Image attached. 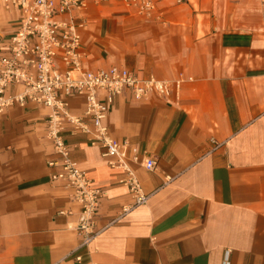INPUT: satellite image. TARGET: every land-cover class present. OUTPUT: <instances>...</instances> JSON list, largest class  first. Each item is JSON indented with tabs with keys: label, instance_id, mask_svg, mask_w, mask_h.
<instances>
[{
	"label": "crops",
	"instance_id": "crops-1",
	"mask_svg": "<svg viewBox=\"0 0 264 264\" xmlns=\"http://www.w3.org/2000/svg\"><path fill=\"white\" fill-rule=\"evenodd\" d=\"M71 13L86 19V68L122 64L141 76L192 78L178 103L115 97L111 134L157 161L153 169L131 163L149 196L118 217L134 201L118 181L125 172L85 134H66L71 155L104 188L96 215L103 228L81 261L67 255L78 240V204L50 179L47 160L57 153L45 136L48 108L1 112L0 264H221L225 250L229 264H264V2L158 0L147 16L106 0ZM17 19L0 0V40ZM70 102L83 110L81 96ZM211 136L222 144L212 148Z\"/></svg>",
	"mask_w": 264,
	"mask_h": 264
},
{
	"label": "built area",
	"instance_id": "built-area-1",
	"mask_svg": "<svg viewBox=\"0 0 264 264\" xmlns=\"http://www.w3.org/2000/svg\"><path fill=\"white\" fill-rule=\"evenodd\" d=\"M1 1L5 7L18 10V19L9 35L0 40V113L10 106L28 103L48 108L45 136L57 153L56 158L47 160L49 165L55 166L50 179L69 188L72 200L78 204L74 225L78 240L67 255L73 254L81 261L80 250L87 247L103 228L97 226L96 215L104 188L94 184L87 169L71 155L66 134H85L91 144L99 147L101 157L110 166L125 172L118 181L128 185L134 201L132 205H123L118 217L131 206L146 202L149 196L131 163L138 162L153 169L157 161L146 152L141 156L131 152L126 139L120 140L111 134L106 119L115 97L128 92L134 99L146 100L156 95L178 103L183 81L192 76L179 74L173 79L154 74L141 76L122 64L86 68L83 64L86 53L82 49L86 19L74 16L71 10L83 8L89 1L106 0ZM121 1L126 7L147 16L157 11L158 0ZM75 96L83 98L81 112H75L71 107L70 100ZM210 140L212 148L223 142L213 136ZM58 212L72 213V210L58 209ZM221 264H229L228 250H225Z\"/></svg>",
	"mask_w": 264,
	"mask_h": 264
}]
</instances>
